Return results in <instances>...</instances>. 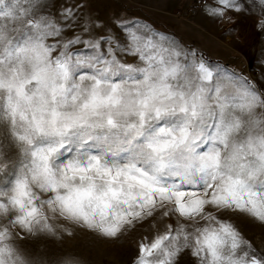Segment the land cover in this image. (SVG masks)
I'll list each match as a JSON object with an SVG mask.
<instances>
[{"label": "snow or ice", "instance_id": "1", "mask_svg": "<svg viewBox=\"0 0 264 264\" xmlns=\"http://www.w3.org/2000/svg\"><path fill=\"white\" fill-rule=\"evenodd\" d=\"M46 9V0H0V121L21 158L11 173L0 165L11 177L0 185V264H38L19 242L58 237L57 218L117 238L157 212L170 222L141 237L135 264H181L186 251L198 264H264V250L227 215L264 222V92L146 23L113 20L122 41L71 8L58 17ZM227 9L241 5H205L215 16ZM225 79L234 94L222 93ZM89 142L115 144L129 157L83 153ZM70 145L75 155L61 160ZM178 158L186 161L180 170Z\"/></svg>", "mask_w": 264, "mask_h": 264}, {"label": "rangeland", "instance_id": "2", "mask_svg": "<svg viewBox=\"0 0 264 264\" xmlns=\"http://www.w3.org/2000/svg\"><path fill=\"white\" fill-rule=\"evenodd\" d=\"M238 2L241 5L239 11L227 9L223 16L205 11V5L215 6V0H46V10L58 17L61 9L71 8L81 23L85 17L99 20L105 26L112 27L122 41L123 34L115 28L113 20L146 23L155 32L174 38L183 49L195 50L197 59L203 58L210 66L220 64L241 74L254 82L260 92H264V7L260 0ZM79 5L84 6L77 10ZM93 31L103 33V29H97L94 25ZM75 47L81 48L82 45ZM118 55L127 62L143 66V62L136 57L124 53ZM220 87L222 93H235L234 83L227 79L221 82ZM215 119L214 116L206 118V134L212 130ZM174 122V119H169L159 123ZM204 147L206 145L201 141L200 150ZM76 151V145L67 146L62 150L60 159L67 161ZM81 151L101 154L104 159L119 163L126 162L129 157V152L121 151L119 146L102 142H89ZM20 159L10 134L0 121V165H7V171L11 173L18 167ZM185 163V160L178 158L176 170H180ZM6 178L11 177L0 172V185L5 183ZM227 215L258 253L264 250V222L244 213ZM171 219L189 228L199 226L175 215ZM5 222L0 219V224ZM52 222L58 226V237L35 235L19 242L21 250L35 258L38 264H60L66 257L74 258L80 264H135L141 237L162 231L164 224L170 221L162 219L160 212H157L154 218L124 230L117 238H106L99 232L64 218ZM181 264H198V259L186 251L181 257Z\"/></svg>", "mask_w": 264, "mask_h": 264}, {"label": "clouds", "instance_id": "3", "mask_svg": "<svg viewBox=\"0 0 264 264\" xmlns=\"http://www.w3.org/2000/svg\"><path fill=\"white\" fill-rule=\"evenodd\" d=\"M78 264H80V262H78Z\"/></svg>", "mask_w": 264, "mask_h": 264}]
</instances>
